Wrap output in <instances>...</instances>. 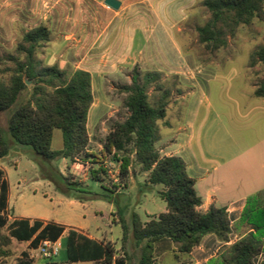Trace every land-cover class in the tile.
Returning a JSON list of instances; mask_svg holds the SVG:
<instances>
[{"label":"trees","instance_id":"16d2710c","mask_svg":"<svg viewBox=\"0 0 264 264\" xmlns=\"http://www.w3.org/2000/svg\"><path fill=\"white\" fill-rule=\"evenodd\" d=\"M211 13V20L198 26L201 43L212 51L227 45V35L233 36L240 25L251 24L255 19L264 21V0H201ZM51 31L40 25L25 32L17 44V51L25 55V61L18 62L17 69L6 82L0 80V112L10 110L26 90V80H33L30 98L14 109L8 120L9 137H5L0 126V160L8 156L12 140L15 145L29 146L48 166L60 158L71 163L93 157L105 159L112 156L120 163L119 186L127 188L131 170V155L144 172L148 173L146 185H163L161 198L166 202V211L143 222L137 213L132 215L131 226L120 216L123 230L122 243L128 241L129 232L137 245H142L139 264H155L162 253L172 251L174 264H190V254L200 245L207 234L216 235L222 243L217 255L208 264H255L264 254V188L249 195L241 216L232 223L225 207H211L207 212L199 211L201 197L195 190L196 180L192 178L181 157L163 156L156 148L161 139L159 121L167 116L170 91L161 83L160 72H140L135 68L124 105L129 111L127 119L117 121L102 141L101 156L89 151L90 135L88 117L94 102L91 74L84 70L69 72L59 65L41 66L36 58L37 50L50 41ZM10 59L16 60L13 55ZM18 60V59H17ZM261 63L264 68V46L251 54V66ZM40 67V68H38ZM142 79V81H141ZM163 90L162 98L150 103L148 89ZM254 95L264 99V79L256 85ZM60 129L63 147L53 150L54 131ZM102 157V158H101ZM90 178L105 181L108 170L101 165L89 170ZM46 177L56 181L54 175ZM63 191L67 196L82 200L81 193H87L83 182L71 181L62 176ZM113 187L118 188L113 183ZM10 184L5 171L0 168V228L6 227L8 234L0 230V259L6 257L4 250L12 240L28 242L29 250L10 264L37 263L31 251L38 248L42 240L63 241L70 263L93 261L97 264H126L130 256L114 258L115 249L110 242L97 241L75 229L41 219L15 218L9 216ZM110 193H115L111 189ZM104 199L113 201L111 194ZM241 237L231 243L233 232ZM261 264H264V260Z\"/></svg>","mask_w":264,"mask_h":264},{"label":"crops","instance_id":"0c3cea01","mask_svg":"<svg viewBox=\"0 0 264 264\" xmlns=\"http://www.w3.org/2000/svg\"><path fill=\"white\" fill-rule=\"evenodd\" d=\"M118 1L121 6L114 9L105 0H0V51L11 53L25 32L46 25L51 37L49 42L38 48L39 59H45L46 66L57 64L69 72H89L93 91L95 83L102 80L103 84H107L124 75L131 79L135 68L142 73L160 72L165 80L177 77L179 89H187L189 102H181L180 108L176 104L168 105L167 116L161 121L163 126H159L161 139L156 148L163 156H178L184 160L188 174L196 180L195 190L202 199L199 211L205 213L213 206L225 207L234 223L241 216L246 198L264 188V102H243L261 107V117L255 130H239L237 133L227 127L215 103L209 102L207 90L203 87L209 78L204 70L209 71L214 61L204 63L192 50L185 51L176 38V33L183 31L182 22L187 21L191 10L201 1L196 5V0L173 3L174 8L179 10V17L174 23L169 14L173 6L171 0ZM160 2L161 13L157 11ZM196 69H203V73L199 76L195 73ZM248 69L251 71V68ZM248 71L247 77L251 81ZM252 87L254 94L256 85L252 84ZM229 121L232 124V117ZM89 122L90 113L88 131ZM161 128L166 131L162 132ZM66 162L67 159H63V163ZM0 168L8 179L6 169L2 165ZM147 176L145 172L141 177L146 189L150 188L146 185ZM9 184L8 209L12 213V186ZM134 184L141 186L139 177ZM9 216L11 219L54 222L65 226L66 231L75 229L97 241H104L81 228L52 219L19 217L14 213ZM244 232H233L230 242L237 241ZM130 236L133 237L131 231L128 239ZM112 245L114 258L127 255L130 258L126 264H139L142 245L136 244L139 254H132L123 243ZM221 246L216 235H205L200 245L191 252L190 264H208ZM119 249H123V255L119 254ZM171 256L172 251L162 253L155 264H174ZM63 259L60 258L61 261ZM65 259L64 262L70 264L67 252ZM263 260L264 254L257 258L255 264H261ZM47 261L39 259L37 263ZM50 264L59 263L53 261Z\"/></svg>","mask_w":264,"mask_h":264},{"label":"rangeland","instance_id":"374dc122","mask_svg":"<svg viewBox=\"0 0 264 264\" xmlns=\"http://www.w3.org/2000/svg\"><path fill=\"white\" fill-rule=\"evenodd\" d=\"M171 1L172 4L180 1L192 2V0ZM200 1L196 0L195 5ZM160 5L161 2L157 9L159 13L162 12ZM174 7L173 4L169 13L173 23L179 17V10ZM210 20L211 13L202 5L201 1L191 10L187 21L182 22L183 31L179 34L176 33V38L185 51L192 50L201 57L204 63L214 61V65L209 71L204 68V74L209 79L203 87L207 90L209 102L215 103L223 121L228 124L227 127L234 131L233 133H237L239 130L243 132L255 130L256 122L261 117V107L252 103L243 104V102H264L263 98H258L253 94L252 87V84L257 85L264 79L263 65L258 63L251 66L250 64L251 54L264 46V21L255 19L251 24L240 25L233 36L227 35L226 46L212 51L200 42L197 32L198 26H204ZM17 44L9 54L0 51V80L10 81L17 69L18 62L25 61V55L17 51ZM9 55H13L18 60L10 59ZM36 58L41 66H46L45 59H39L37 54ZM248 68H251V71H248L250 70ZM247 71L251 81L247 77ZM195 73L200 76L203 69H196ZM128 77V75H124L107 84H103L102 80L94 85V102L90 110L89 122V150L99 156H101L103 148L102 141L112 125L117 121H125L129 115V111L124 105L127 96L124 87L132 83ZM26 81L28 82L27 88L19 96L16 104L10 110L0 112V126L3 128L5 137L10 136L8 120L12 111L30 98L34 81L29 79ZM161 83L170 91L166 99L169 104H176L180 108L181 102H189L190 96L187 94V89L183 87L179 89L177 77L172 76L167 80L163 78ZM148 94L150 103L155 105L162 98L163 90H155L153 86L148 89ZM230 117L233 120L232 124L230 121L228 122ZM159 124V126H163L161 121ZM161 131L165 132L166 130L161 128ZM10 143V152L8 156L0 160V165L6 169L12 186L13 212H9L12 216L14 213L19 217L52 219L75 228H81L106 242L120 245L123 236L120 216L124 217L131 226L133 212L138 213L142 221H148L155 214L166 211V202L160 196V192L164 189L163 185H150V188H145V182L142 179L145 172L136 161L134 153H130L129 186L123 188L119 186L121 164L115 162L111 155L105 159H96L99 163H93V157L86 158L84 161L81 159L77 162L78 164L71 163L69 160L63 163V159L60 158L48 166L42 162L40 156L31 147L15 145L12 140ZM51 147L53 150L63 147V135L60 129L54 131ZM100 165L108 170L105 181H96L90 178L89 170L98 168ZM47 173L54 175L56 181L46 177ZM117 174L118 176L115 177ZM62 176H68L71 181L85 183L83 190L87 193H81L84 196L82 200L74 199L64 193ZM138 177L142 181L141 186L134 184ZM147 179L148 176L145 180L146 183ZM113 183L118 188L113 187ZM111 189L116 194L110 193ZM120 192L122 193L120 194ZM106 194H111L114 197L113 201L104 199L103 195ZM0 230L4 234H8L6 227L0 228ZM124 245L125 249L130 248L132 254H139L134 237L130 236ZM3 249L8 252V255L0 259V264H10L15 262L22 252L29 250V245L26 242L12 240ZM119 254L123 255V249H119ZM61 257H64L63 261L60 260ZM65 257L66 248L64 247L58 256L46 263L58 261L59 264H67L64 262ZM70 264H93V262L82 261Z\"/></svg>","mask_w":264,"mask_h":264},{"label":"built area","instance_id":"2783aa9c","mask_svg":"<svg viewBox=\"0 0 264 264\" xmlns=\"http://www.w3.org/2000/svg\"><path fill=\"white\" fill-rule=\"evenodd\" d=\"M117 176L118 174L115 177ZM62 248H63V241L61 238L57 240L45 239L41 241L38 248L32 250L31 257L36 261L39 259L50 260L58 256Z\"/></svg>","mask_w":264,"mask_h":264},{"label":"water","instance_id":"95a60500","mask_svg":"<svg viewBox=\"0 0 264 264\" xmlns=\"http://www.w3.org/2000/svg\"><path fill=\"white\" fill-rule=\"evenodd\" d=\"M105 3L114 9H118L121 6V2L118 0H105ZM26 84H28L27 81Z\"/></svg>","mask_w":264,"mask_h":264}]
</instances>
